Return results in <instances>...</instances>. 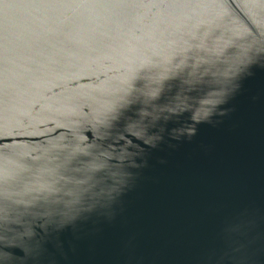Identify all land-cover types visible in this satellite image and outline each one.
I'll return each instance as SVG.
<instances>
[{
	"label": "water",
	"instance_id": "1",
	"mask_svg": "<svg viewBox=\"0 0 264 264\" xmlns=\"http://www.w3.org/2000/svg\"><path fill=\"white\" fill-rule=\"evenodd\" d=\"M0 264H264V0H0Z\"/></svg>",
	"mask_w": 264,
	"mask_h": 264
}]
</instances>
